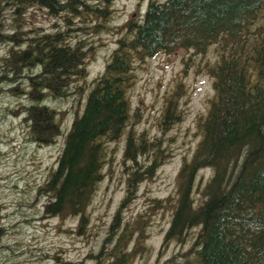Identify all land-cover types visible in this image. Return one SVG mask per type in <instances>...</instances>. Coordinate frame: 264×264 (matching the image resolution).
Masks as SVG:
<instances>
[{"label":"trees","instance_id":"16d2710c","mask_svg":"<svg viewBox=\"0 0 264 264\" xmlns=\"http://www.w3.org/2000/svg\"><path fill=\"white\" fill-rule=\"evenodd\" d=\"M110 3L0 0V44H10L0 59V91L4 85L12 96L26 93L22 117L32 142L50 145L63 132L58 113L44 101L68 96L72 82L85 76L87 51L83 41L68 44L64 32L25 30V10L39 7L53 16L66 12L75 17L85 12L104 20ZM6 10L12 22L9 32L3 19ZM125 28L103 73L94 80L82 113L64 133L56 168L39 189L49 196L46 216H77L80 228L87 222L86 210L103 177L105 142L119 139L130 120L127 91L133 84L135 61L178 48L205 53L218 43L216 62L205 66L214 96L200 123L201 139L192 159L177 175V199L164 246H181L188 231H199L187 251L157 264H264V0H147L143 14L130 19ZM87 47L89 51L91 45ZM34 67L36 73L23 74ZM23 77L26 91L20 87ZM173 101L167 102L164 125L177 118ZM12 113L17 116L19 111ZM144 137L127 135V160L159 146V140ZM158 155L159 151L154 153L146 173L159 167ZM207 169L210 177L195 184L197 173ZM140 180L139 172L131 173L129 193ZM193 189L198 190L197 200ZM118 216L119 211L114 224ZM131 233H111L104 242L107 249L103 245L93 257L94 264H128L133 255L128 252Z\"/></svg>","mask_w":264,"mask_h":264},{"label":"rangeland","instance_id":"374dc122","mask_svg":"<svg viewBox=\"0 0 264 264\" xmlns=\"http://www.w3.org/2000/svg\"><path fill=\"white\" fill-rule=\"evenodd\" d=\"M146 3L147 0H111L110 13L104 20L85 12L75 17L66 12L53 16L39 7L25 10L22 22L25 30L36 34L64 32L71 46L81 41L86 43L87 58L85 76L72 82L68 96L44 101L58 113L63 131L50 145H40L29 139L22 117L23 105L28 104L26 93L15 97L2 86L0 264H94L93 257L99 253L105 239L112 238L111 233L120 235L125 230L132 231L128 252L133 255L128 264H157L187 251L196 238L199 228L187 232L188 238L183 245L164 246L177 199V175L183 164L192 159L201 139L200 123L214 96L212 79L205 66L216 62L220 51L218 43L210 45L205 53L178 48L135 61L133 84L127 91L130 120L119 139L105 142L103 177L86 210L88 220L83 227H79L77 216H46L44 205L49 196L39 193L56 168L64 133L73 118L82 113L93 82L103 73L118 39L125 35L127 23L143 14ZM9 15L6 10L3 19L7 32L12 27ZM97 24H103L98 31ZM9 48L8 43L0 44V59ZM203 62L206 64L202 66ZM37 71L36 67L31 71L24 69L23 74ZM26 83L23 77L20 87L25 91ZM169 99L174 100L177 118L164 125L163 115ZM12 111H19V114L15 116ZM129 133L144 139L145 134L149 142L159 140V146L144 154L135 153L134 161L127 160L124 150ZM158 151L159 167L146 173ZM134 171L140 173L141 180L133 184V191L129 193ZM211 174L209 169L200 170L195 184L204 182ZM197 192L193 189L195 200ZM118 211V221L114 224Z\"/></svg>","mask_w":264,"mask_h":264}]
</instances>
